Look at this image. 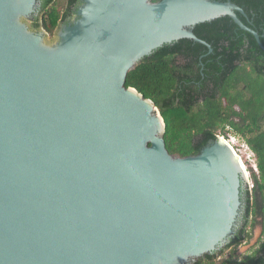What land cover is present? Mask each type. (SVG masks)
Segmentation results:
<instances>
[{
    "label": "water",
    "instance_id": "1",
    "mask_svg": "<svg viewBox=\"0 0 264 264\" xmlns=\"http://www.w3.org/2000/svg\"><path fill=\"white\" fill-rule=\"evenodd\" d=\"M40 0H0V264H194L223 248L248 174L221 136L170 153L128 71L230 0H81L57 37Z\"/></svg>",
    "mask_w": 264,
    "mask_h": 264
},
{
    "label": "trees",
    "instance_id": "2",
    "mask_svg": "<svg viewBox=\"0 0 264 264\" xmlns=\"http://www.w3.org/2000/svg\"><path fill=\"white\" fill-rule=\"evenodd\" d=\"M80 1L40 0V16L32 19V26L52 37L58 23L70 21ZM230 1L242 8L244 14L237 16L258 33L264 46V0ZM192 30L211 51L186 38L163 44L128 71L125 86L158 108L170 153L197 154L226 132L239 136L253 151L257 172L251 171V187L241 190L243 226L223 248L194 264H264V49L228 16L198 23ZM255 226L260 229L259 246L236 259L235 247L249 241Z\"/></svg>",
    "mask_w": 264,
    "mask_h": 264
},
{
    "label": "rangeland",
    "instance_id": "3",
    "mask_svg": "<svg viewBox=\"0 0 264 264\" xmlns=\"http://www.w3.org/2000/svg\"><path fill=\"white\" fill-rule=\"evenodd\" d=\"M38 16H40V13ZM39 29H41V27H39ZM57 30H58V27L55 28L54 34L52 37H49L46 33V35L44 36V42L47 43L49 41L54 40L57 37L56 35ZM224 137L226 138L232 137L234 141L236 142L235 147L239 150L238 154L239 156L241 155L240 158L242 159L245 169L248 173V183H249L248 187L250 188L252 185L251 171L253 170L257 172L255 154L239 136L234 135L232 132L224 133ZM259 232H260L259 227L255 226V228L252 230V236L249 239V241H244L235 247L234 250H235L236 259H242L246 255L253 252L259 246V242L257 241L259 237Z\"/></svg>",
    "mask_w": 264,
    "mask_h": 264
},
{
    "label": "flooded vegetation",
    "instance_id": "4",
    "mask_svg": "<svg viewBox=\"0 0 264 264\" xmlns=\"http://www.w3.org/2000/svg\"><path fill=\"white\" fill-rule=\"evenodd\" d=\"M39 7H40V5H39ZM244 222H245V219H244V208L242 207L235 230L238 229L240 226H243Z\"/></svg>",
    "mask_w": 264,
    "mask_h": 264
},
{
    "label": "built area",
    "instance_id": "5",
    "mask_svg": "<svg viewBox=\"0 0 264 264\" xmlns=\"http://www.w3.org/2000/svg\"><path fill=\"white\" fill-rule=\"evenodd\" d=\"M219 136H221V137H223L230 145H231V147L234 149V151L235 152H237V154H238V149L235 147L236 146V142L234 141V139L231 137V138H226V137H224V135H219ZM247 145V144H246ZM248 146V145H247ZM249 147V146H248ZM239 155V154H238ZM240 157H241V155H240ZM249 184V183H248Z\"/></svg>",
    "mask_w": 264,
    "mask_h": 264
},
{
    "label": "bare ground",
    "instance_id": "6",
    "mask_svg": "<svg viewBox=\"0 0 264 264\" xmlns=\"http://www.w3.org/2000/svg\"><path fill=\"white\" fill-rule=\"evenodd\" d=\"M236 157H237V159L240 161V163L242 164V166L244 167V169H245V166H244V163H243V161H242V159L240 158V156L236 153ZM245 171H246V169H245ZM246 173H247V171H246ZM248 174V173H247Z\"/></svg>",
    "mask_w": 264,
    "mask_h": 264
}]
</instances>
